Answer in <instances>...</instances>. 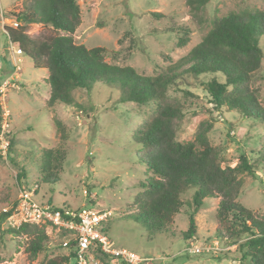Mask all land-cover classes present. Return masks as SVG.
Wrapping results in <instances>:
<instances>
[{
  "label": "rangeland",
  "instance_id": "rangeland-1",
  "mask_svg": "<svg viewBox=\"0 0 264 264\" xmlns=\"http://www.w3.org/2000/svg\"><path fill=\"white\" fill-rule=\"evenodd\" d=\"M32 1L0 0V87L4 80H9L4 92L0 91L3 114L0 134L5 130L4 135L14 141L15 150L13 157L0 150V211L17 197L21 183L28 184L36 189L41 202L76 208L88 204L106 212L102 226L107 236L115 247L127 248L146 258L147 263L142 264H241L242 253L237 244H226L216 235L217 199H206L195 216L197 234L191 241L202 247L198 253H190L188 242L181 237L189 228L187 213L192 208L187 205L177 215L169 233L150 234L139 223L127 219L125 215L132 211L133 195L141 190L139 184L146 171L137 161L140 146L134 140V132L152 109L148 105L120 102L119 90L107 85L76 89L73 95L81 106L59 103L47 109V70L34 67L24 55L15 56L5 34V26L19 21L15 14ZM79 3L82 23L73 34L75 41L89 48L104 46L114 50L115 54L107 56L108 61L132 65L147 75L163 71L187 54L212 28L215 18L232 11L264 8V0H211L202 17L195 18L185 0H79ZM28 32L35 36L64 33L37 23L31 24ZM261 45L264 50V40ZM260 76L252 87L258 90L264 107V58ZM212 77L213 74H186L170 90L169 101L185 107V116L177 121V138L183 142L194 140L200 126L209 123V138L222 147L225 163L236 166L245 155L264 178L263 164L258 162L264 147L263 122L217 108L204 85ZM217 77L224 80L219 73ZM55 118L67 125L70 134L67 141L61 140L53 126ZM58 146H63L67 155L59 170V184L51 186L41 181L40 155L45 148ZM23 172L25 179L18 176ZM243 178L245 184L239 201L263 214V185L250 174ZM193 192L188 190L184 198H191ZM8 228L13 227L7 221L0 227V264H43L58 253L57 246L63 240L59 231L48 226L47 248L32 257L27 250L28 237L8 232ZM244 239L245 236L241 240ZM59 252L67 253L65 249ZM91 263L128 264L117 258L95 256ZM70 264H75L74 260Z\"/></svg>",
  "mask_w": 264,
  "mask_h": 264
},
{
  "label": "trees",
  "instance_id": "trees-1",
  "mask_svg": "<svg viewBox=\"0 0 264 264\" xmlns=\"http://www.w3.org/2000/svg\"><path fill=\"white\" fill-rule=\"evenodd\" d=\"M210 1L185 0V3L196 18L202 17ZM15 15L21 24L5 26V34L9 44L20 49L21 55L28 57L34 67L47 70V109L59 103L81 106L73 92L79 88L91 90L96 85L118 89L122 103L151 107L150 115L142 119L134 132V140L140 146L137 161L146 171L139 184L141 190L133 195L132 211L125 215L127 219L139 223L150 234H164L173 230V223L184 206L191 207L192 211L187 213L189 228L181 234L188 242V250L197 234L195 216L206 199L214 198L217 199V237L226 244H237L242 253L241 264H264V213H257L239 201L245 184L243 175L247 173L259 179L264 187L263 175L245 155L236 166L226 164L222 147L213 144L209 138V123L200 126L194 140L180 141L177 121L185 116V107L180 102L169 101L170 90L178 86L186 74H213L204 85L217 108L236 111L264 124V107L258 90L252 87V83L262 77L264 8L232 11L215 18L212 28L200 42L155 75L140 73L132 65L108 61L107 56L115 54L114 50L104 46L89 48L77 43L73 34L82 23L79 0H33ZM36 23L64 33L32 35L28 28ZM218 73L224 80L217 77ZM185 92L190 93L189 90ZM53 126L62 141L69 139L67 125L62 120L55 118ZM13 146L14 141L10 140L8 155L11 157L15 153ZM66 155L63 146L41 151L42 183L59 184V170ZM258 162L264 169V147ZM18 176L25 179L26 172ZM190 189L194 192L191 198L185 199L184 195ZM8 215V212L0 211V227ZM102 223L101 231L107 235ZM47 226L23 223L7 231L28 237L27 250L32 257H37L47 248L50 239ZM58 234L63 240L57 250L65 249L67 253L58 251L43 264H70L74 260L75 239L67 230ZM65 240H69L68 248L63 245ZM90 253L99 259L113 258L95 246L89 249Z\"/></svg>",
  "mask_w": 264,
  "mask_h": 264
},
{
  "label": "built area",
  "instance_id": "built-area-1",
  "mask_svg": "<svg viewBox=\"0 0 264 264\" xmlns=\"http://www.w3.org/2000/svg\"><path fill=\"white\" fill-rule=\"evenodd\" d=\"M20 24L21 22L15 20L12 26L18 27ZM14 50L15 56L21 54L20 49L14 47ZM8 84L9 80H4L0 87L1 93ZM4 129L3 124L2 130ZM4 131L0 134V150L6 154L10 141L4 135ZM36 195V189H32L30 185H19L17 197L2 209L3 212L9 213L6 221L11 227L18 228L23 223H37L47 224L59 232L67 230L76 241L75 264H92L93 255L89 254V249L93 246L129 264L147 263L146 258L141 255L127 248L115 247L110 238L101 231V223L105 220L106 212L91 208L88 204H83L79 208L58 207L49 202H41ZM63 245L68 248L69 240H65ZM201 250L202 247L198 243L191 241L190 252L198 253Z\"/></svg>",
  "mask_w": 264,
  "mask_h": 264
}]
</instances>
